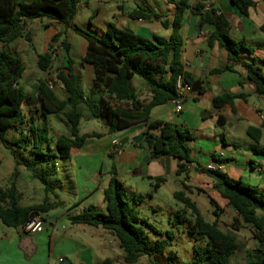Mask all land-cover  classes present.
<instances>
[{
  "label": "trees",
  "instance_id": "16d2710c",
  "mask_svg": "<svg viewBox=\"0 0 264 264\" xmlns=\"http://www.w3.org/2000/svg\"><path fill=\"white\" fill-rule=\"evenodd\" d=\"M190 0H168L175 4L177 12L174 15L173 29L169 38L155 35L145 38L130 30L120 29L111 23L102 32L86 29L74 23L81 0H0V142L10 149L20 159L16 163L24 165L32 176L39 179L45 191L44 200L32 205H21V195L18 192L16 177L17 168L13 171V181L7 189L0 188V221L14 228H21L31 217L42 215L62 205V201H51L50 194L56 193V185L52 176L57 171L60 160L64 163L72 158V151L83 147L88 138H102L103 133H80V123L85 116L81 109L86 106L87 117L101 120L109 127L111 133L146 125L145 140L150 144V158L171 156L181 162L178 164L177 174L187 171V165L194 163L192 148L188 141L193 139L188 128L179 127L172 122L152 120L153 108L165 105L175 99L177 95V81L183 76L186 82L194 84L193 76L185 69L183 62L184 41L181 28L186 10L198 15L200 25L213 24L215 31L210 36V42L216 40L228 53V62L211 70L212 74H223L234 71V65L240 59L243 50H253L242 41L235 40L230 34V22L225 14L216 8L206 7L205 3L197 2L193 6ZM240 12L247 16L249 9L255 6V0H230ZM133 18H159L158 14L147 8L139 7L131 13ZM48 20L45 28L61 24V30L51 39L49 49L38 54V67L50 73L52 78L39 81L38 95L42 103L41 116L28 117L24 106L29 95L20 84L26 70L23 59L7 50V46L18 38L31 41L27 26L33 20ZM165 24V22H163ZM72 28L83 36L88 44L82 63H89L94 67L92 90L100 97L94 102L87 97L80 85L75 72V61L70 56L71 45L64 37L65 30ZM264 31V26L262 27ZM56 44L62 51L63 64L54 72L55 56L53 47ZM264 64V58L261 59ZM246 69V79L255 85V92L264 97V68L252 62H243ZM141 79L148 89V99L145 101L138 94L134 85L135 79ZM62 85L65 98H61L54 90V84ZM246 98L244 94L223 92L213 99V106L221 110L226 104L234 108V100ZM53 114L67 127L68 133L54 138L51 134V124L48 115ZM159 127L160 133L150 131ZM11 130H19L20 136L9 138ZM247 134L259 143L262 131L249 126ZM18 148V149H16ZM19 150V151H18ZM15 153L17 155H15ZM23 153V154H22ZM22 154V155H21ZM204 171L212 179L208 185L219 197L237 212L229 230L221 225V213L226 208L221 206L204 188L198 187L208 195L214 206L215 220L208 222L204 219L197 203L184 190L174 192V197L193 214L191 230L206 238V245L196 247V256L189 261L180 262L173 251L169 253V264H264V191L256 186L245 183L240 179H233L219 169L206 168ZM111 178L104 189L106 212H102L95 205H89L78 214L70 215L72 224H85L103 227L111 231L125 250V261L136 264L140 258L152 253H163L170 243L166 238L157 241L151 247L145 236V230L137 224H145L139 216L138 206L144 195H133L132 200L126 198L127 188L117 176V168L113 165ZM159 183L165 182L162 176L149 177ZM186 189L189 186L183 183ZM178 221H184L180 214ZM251 226L257 241L255 248L247 250L243 260H235L234 255L239 248L237 232L240 228ZM167 235L170 238L169 232ZM104 264H114L106 259ZM158 264V263H156Z\"/></svg>",
  "mask_w": 264,
  "mask_h": 264
},
{
  "label": "crops",
  "instance_id": "0c3cea01",
  "mask_svg": "<svg viewBox=\"0 0 264 264\" xmlns=\"http://www.w3.org/2000/svg\"><path fill=\"white\" fill-rule=\"evenodd\" d=\"M197 2H203L206 7L216 8L218 12L225 14L230 22L231 36L237 41L245 42L253 52L251 53L247 50L241 51L239 57L240 61L234 65V71H228L223 74H212L210 72L211 70L221 67L228 62V53L219 45L218 41L214 40L210 42V36L215 31V26L213 24H205L201 26L199 16L194 14L191 9L186 10L180 31L184 41L183 62L185 69L193 76V85H196L198 89L187 93L185 102L197 101L196 105H191V108L197 109L198 106L208 107L210 104L213 106L214 97L223 92H229L231 94L242 93L246 98H237L234 100L235 110H233V107L230 104H226L221 109L222 114L225 115L223 117L225 123L224 125L218 124L220 117L217 121V126L222 128L227 122H242L244 123L246 134L247 128L253 126L261 129L262 136L260 142L256 143L247 134L243 145V151L240 152V149L237 150L238 146L236 144H232L228 141V136H226L224 131H216L215 134L210 132L207 135L203 133L202 139L205 140V145L211 147L209 150L210 154L204 153L203 162L196 160L197 162L188 164L185 173L187 174V177L196 178L198 175L197 173L202 172L206 174L204 169L213 164L215 168L225 172L231 178L240 179L245 183L256 186L259 190L264 191V173H262L257 179L247 172L248 165L252 172L258 170L259 167H264V97L258 95L255 92V85L246 79V69L243 66V62H252L256 66H262L264 68V64L261 62V59L264 58V31L262 30V27L264 26V0H255L256 4L249 9L247 16H244L237 6L230 0L189 1L191 6ZM139 7L149 9L155 14H158L159 18L131 17V13ZM176 12V5L169 3L168 0H81L74 23L86 29H92L99 32L105 31L109 25L113 23L120 29L130 30L145 38H153L155 35L169 38L172 33L174 15ZM47 22L48 20H33L27 26V31L30 32L32 37L31 41L29 42L25 38H18L6 47L10 52L20 56L26 64V70L20 80V84L25 88L29 95L27 104L24 106L25 114L28 117H37L38 113L41 114L40 109L42 103L38 95L39 81L43 78H52L54 76L53 73L49 74L38 67V54L44 53L49 49L53 35L61 30L64 31V27L58 23H55L54 26H50L49 28H45L44 24ZM163 22H165V24H163ZM64 37H66L71 45L70 56L75 61V72L79 77V82L84 94L87 97H90L94 102H97L100 96L92 90L94 67L89 63H82V58L87 50V40L83 36L77 34L72 28L65 30V34L61 39ZM64 53L65 52L62 50L59 51L60 55ZM61 64H63V59L58 61V63L55 62L52 70L61 66ZM134 83L138 89L139 96L142 98V91H146L145 93H147L146 86L143 81L138 78L135 79ZM29 85L31 86L30 90L28 87ZM53 88L61 98H65L61 84L56 83ZM32 90L36 92V95L33 94L34 91ZM205 98L208 100L207 104L201 106V101L205 100ZM84 107L86 106H81L83 109ZM157 108L158 106L152 110V120H161L177 124L174 120H168V118L162 113L157 112L156 115H154ZM175 113L177 112L175 111ZM189 113L190 112L186 111L182 117L179 118L181 123L180 125H177L182 127V129H189V123H191ZM85 119L91 120V118L86 115ZM104 125L105 128L100 133L105 134V137L103 138H106L107 136V142L100 145L98 149L89 151L84 150V147L86 146L84 144L83 147L72 151L73 157L75 150H79L77 153L80 154V156H84L83 159L76 160L75 163L71 158L74 165H78V167L81 168L85 165L87 156L92 158L97 154L100 155L101 161L98 163L95 171L92 172L93 176H95V181H98L99 185L101 180L104 179L103 175L106 174V169H108L107 171L109 172L107 180L108 185L111 178L110 172L112 165L111 163H108L107 158L108 156L116 154H119V167L124 169V171L130 175L147 179H150L149 177L157 176H179L177 170L178 164L181 160L171 156H161L155 159L149 158L147 160V157L145 156L148 155L150 157V148L145 147L142 140L139 142L134 141V139L139 136H136L137 134H144L147 129L146 125L137 127V133L132 134L134 137L133 139L129 137L125 138L127 139L128 144L135 145L134 148H131L134 149L135 152L130 154L127 158L124 151H122L123 148H119V145L115 148L113 145V141L118 139L120 142V138L115 136V133H111L106 124ZM230 126H234V122L231 123ZM91 132L99 131L91 130L84 133L80 131L81 134ZM89 139L92 138H88L87 140ZM143 140H145V134ZM192 141L193 139L188 141V145L192 148L193 156ZM195 143L197 144L196 141ZM204 146H201V148L205 149ZM255 156L261 157L257 160ZM117 176L120 179L118 174ZM210 182L211 181H208V183ZM187 185L189 186V184ZM200 186L203 188V185ZM91 194L92 192L89 190V194L85 195V197H88ZM79 201L80 200L75 201L74 204H77ZM217 201L222 206L226 205L225 201L221 198L217 199ZM104 206H106V204H104ZM237 217L238 214L235 211V218ZM106 232H109V230ZM254 240L256 241L255 238ZM255 246L253 248H255ZM108 258L111 257L105 254L103 256V261ZM60 259L66 260V258ZM71 262L74 264L72 260ZM51 264H56V262L53 261Z\"/></svg>",
  "mask_w": 264,
  "mask_h": 264
},
{
  "label": "rangeland",
  "instance_id": "374dc122",
  "mask_svg": "<svg viewBox=\"0 0 264 264\" xmlns=\"http://www.w3.org/2000/svg\"><path fill=\"white\" fill-rule=\"evenodd\" d=\"M53 48L57 51L54 63H58V61L63 59L62 56L65 53L59 54V51L62 50L59 46H54ZM55 70L56 68L52 72ZM28 87L30 90L31 86L29 85ZM145 92L142 91L141 94L142 98L146 101L149 94L148 89L147 93ZM33 94L36 95V92L34 91ZM207 101V98L202 100L201 106L206 105ZM185 103L183 104L182 113H175V103L171 101L165 105L158 106L154 115L157 112L162 113L168 120H174V122L180 125L181 121L179 118L186 111L190 112L191 123H189V130L193 136L191 144L193 147V157L196 158L195 162H197L196 160L203 162L204 153H209L211 149V147L205 145V140L202 139L203 133L207 135L210 132L215 134L216 131H224L226 136H228V141L236 144L238 146L237 150L243 151L244 141L247 137L244 123L231 121L227 122L222 128L218 127V119L225 116L222 114V110L214 109L212 104L208 105V107L198 106L197 109L191 108V105H196L197 101ZM81 109L84 115L87 116L86 107ZM37 115V117L41 116L40 113ZM48 120L51 124V134L54 138L68 133L64 123L53 114L48 115ZM233 122L234 126L231 127L230 124ZM104 128V123L95 118L86 120L84 116L80 123V131L82 133L91 130L102 132ZM135 133H137V127L115 132L114 135L123 140L126 137L133 139L132 134ZM138 135L140 134L136 136ZM19 136V130H11L9 132L10 139ZM103 137H105V134ZM103 137L86 140L84 150L98 149L100 145L107 142V136L106 138ZM10 146H5V144L0 142V188L7 189L11 185L13 181L12 173L17 168L19 174L15 180L18 192L21 195L20 204L32 205L41 203L45 197L43 184L39 179L33 177L24 165L16 163V159H20V154L16 152L18 155L15 153L17 156L14 157ZM201 146H204L205 149H202ZM131 148L132 144L126 143L124 145L122 151L126 154V158L135 152ZM77 151L79 150H75V154L72 157L75 163L76 160L83 159L84 157L80 156ZM145 157H148V155ZM260 157L255 156L257 160ZM72 159L66 163L60 160L57 165V171L52 176V181L57 187L56 191L59 194V198L55 194H50V199L51 201L60 200L62 201V205L43 214L45 220L44 231L28 234L21 228L9 227L0 221V264H51L53 261L59 264L60 258L72 260L74 264H104L103 256L105 254L112 258L108 259H111L114 264H130L125 261L126 252L120 246L118 238L111 231L106 232L108 230L103 227L71 223L69 219L70 215L80 213L91 204L96 205L102 212L107 211L106 206H104L106 204L104 200V188L107 186L109 176L108 169H106V174L103 175L104 179L101 180L100 185L98 181H95L96 179L92 172L95 171V168L101 161V157L98 154L92 158L87 156L86 163L81 168L78 165H74ZM107 160L108 163H111L112 167L113 165L116 166L117 174L120 176L121 181L125 183L127 188L126 198L128 200H132L131 197L134 194L144 195L138 206V210L139 216L146 223H139L137 225L144 228L146 239L151 247H154L157 241L163 238H166L170 243L165 252L152 253L151 255L145 254L136 264H169V253L171 251L174 252L180 262L194 259L196 256L195 248L205 246L207 240L197 232L195 233L191 230L193 214L190 209H186L181 202L175 199L174 192L184 190L197 203L204 219L208 222H213L216 218L214 206L211 204L208 195L198 189V187L202 188L200 185H203L208 194L213 198L220 199L218 194L212 188H209L208 181H211L210 176L207 173L201 172L197 173L196 178H193L187 177V174L183 172L177 177L175 175L164 176L166 181L157 185L154 180L130 175L119 167V154L108 156ZM247 172L257 179L264 173L258 170L252 172L249 165ZM183 183L189 184V189H186ZM89 190L92 194L85 197V195L89 194ZM77 200L80 201L74 204ZM224 207L226 210L221 213L220 225L224 230H229L233 227L232 223L235 219V211L230 206ZM178 214L182 216L184 221H178ZM168 232L173 238L167 235ZM237 236L239 248L234 255V259L243 260L246 251L252 249L256 245V241L254 240L252 228L248 225L240 228ZM173 263L174 261L170 264Z\"/></svg>",
  "mask_w": 264,
  "mask_h": 264
},
{
  "label": "built area",
  "instance_id": "2783aa9c",
  "mask_svg": "<svg viewBox=\"0 0 264 264\" xmlns=\"http://www.w3.org/2000/svg\"><path fill=\"white\" fill-rule=\"evenodd\" d=\"M57 53L56 49L53 48V55L55 56ZM193 84L186 82L183 78V76H179L178 81H177V97L172 100V102L175 103V111L177 113L182 112L183 110V104L186 100L187 93L193 91ZM264 118V117H263ZM119 140L115 139L113 141V145L115 148L118 147L119 145ZM207 168L210 169H217L213 164L209 165ZM259 171H264V167H259ZM44 218L42 215H35L31 217L22 227L21 229L28 234H35V233H40L44 231ZM63 259H60V262Z\"/></svg>",
  "mask_w": 264,
  "mask_h": 264
},
{
  "label": "water",
  "instance_id": "95a60500",
  "mask_svg": "<svg viewBox=\"0 0 264 264\" xmlns=\"http://www.w3.org/2000/svg\"><path fill=\"white\" fill-rule=\"evenodd\" d=\"M198 89V87H196V85H194L193 86V90H197ZM224 123H225V120H224V118L223 117H221L220 119H219V121H218V124L219 125H224ZM150 131L152 132V133H155V134H159L160 133V128L159 127H153V128H151L150 129ZM143 138H144V134H141V135H139L138 137H136L135 139H134V141L135 142H139V141H143V144L145 145V147H147V148H150V144H149V142L147 141V140H143ZM127 143V139H123V140H121L120 141V143H119V148H123L124 147V145ZM135 147V145H132V148H134ZM150 157L148 156L147 157V160L149 159ZM59 264H73L70 260H68V259H66V260H62Z\"/></svg>",
  "mask_w": 264,
  "mask_h": 264
}]
</instances>
